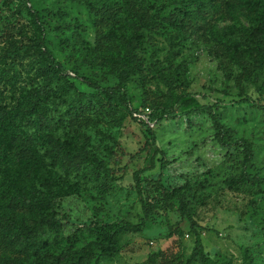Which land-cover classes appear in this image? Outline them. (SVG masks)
<instances>
[{"label": "rangeland", "instance_id": "1", "mask_svg": "<svg viewBox=\"0 0 264 264\" xmlns=\"http://www.w3.org/2000/svg\"><path fill=\"white\" fill-rule=\"evenodd\" d=\"M95 1V0H92ZM122 4V0H117ZM153 14L161 12L162 25L155 31L146 30V36L138 51L144 57V70L133 75L129 87L134 97V107L151 106L154 101L175 103L185 97V110L202 105H214L221 123L233 131L234 140L246 139L254 149V162L264 167V92L247 79L238 78L241 69L229 62L223 64L210 54V48L197 39L181 41L182 35L168 18L184 8V0H148ZM31 5L42 14V23L49 34V48L68 70L97 80L103 85L118 81L119 60L123 59V41L130 36V19L123 12L120 25L99 28L95 16L87 6L73 0H30ZM3 21L0 24V68L8 74H0V90L4 104L19 103V91L23 86L42 85L43 79L30 70V59L19 58V71L11 68L12 58L7 51L30 42L33 38L31 16L23 0H0ZM218 12L212 21L219 26L235 24L251 25L254 17L235 15V19ZM238 26V25H237ZM8 27L10 33L3 29ZM100 30L110 37L114 57L96 60V33ZM111 32V33H110ZM176 52L172 69L181 66L187 69V77L178 74L174 78L175 92L171 96L167 84L157 75L156 69L166 67L171 59L170 51ZM121 52V53H120ZM112 54V53H111ZM108 58V59H107ZM114 62H112V61ZM227 71L230 72L229 75ZM17 75L13 86L8 78ZM264 75L259 79L261 83ZM77 86L94 98L97 91L75 80ZM17 93H16V92ZM250 99V103L241 101ZM54 115L65 107L54 102ZM147 114L152 112L145 109ZM97 126L86 129L91 137V149L108 168L115 170L106 193L100 183L79 175L68 176L55 169L50 181L60 196V207L56 219H63L59 230L49 227L41 235L46 250L54 254L70 245L82 247L96 238L90 228L99 221L130 220L137 224L145 216L139 189L134 174L143 170V175L156 181L161 173L163 154L155 146L145 150L150 134L143 130L140 122L126 107L118 106L113 112L92 113ZM148 120L147 115L143 117ZM184 120V119H183ZM183 120L165 119L152 122L157 135V145L166 153L169 162L164 173V184L169 188L187 186L189 209L195 219L205 228L200 230L205 249L218 264H245L247 258L242 246L247 247L259 264H264V187L231 189L229 177L238 171L237 164L243 154L240 147L223 146L215 138L212 118L204 113L191 124ZM57 124H59L57 122ZM57 134L65 136L66 129L59 125ZM133 154H139L132 158ZM156 154V155H155ZM237 158V159H231ZM154 158V159H153ZM128 165L126 171H120ZM154 166V169H149ZM142 193L153 204L149 222L141 233H128L123 237L119 254L101 264H187L195 247V235L189 222H183L176 209L163 207L154 200L155 186L144 183ZM66 217V218H65ZM184 230V235L177 229Z\"/></svg>", "mask_w": 264, "mask_h": 264}, {"label": "trees", "instance_id": "2", "mask_svg": "<svg viewBox=\"0 0 264 264\" xmlns=\"http://www.w3.org/2000/svg\"><path fill=\"white\" fill-rule=\"evenodd\" d=\"M73 1L85 4L89 13L96 17V25L102 29L122 24L123 12L131 20L129 27L132 33L123 41L124 56L119 60L118 81L113 85H103L91 77L68 70L56 58L48 45L49 34L42 23L43 14L31 5L30 0H23L31 16L34 36L30 42L8 50L7 57L13 59L11 68L16 72L19 71V58L30 59L29 71H35L36 77L42 78L43 83L23 86L19 91L21 99L14 106L4 104L0 90V264H101L104 260L115 258L120 252L123 237L128 233L143 232L149 222L154 206L143 198L144 183L155 186L157 193L154 200L157 204L178 210L182 221L189 222L190 230L195 235V247L187 264H218L219 260L206 251L200 232L201 229L210 232L213 229L201 226L189 209L188 187L169 188L164 184V173L169 162L166 153L157 145V135L151 123L184 119L189 125L193 119L207 113L213 120L217 141L223 146H239L243 154L242 158H238V171L229 177L231 189L264 187V167L254 162L252 143L246 139L234 140L233 131L221 123L216 108L222 107V101L185 110L184 99L191 96L187 93L175 103L154 101L143 109L134 107L129 81L133 75L144 70V57L138 51L144 43L145 31L157 30L164 19L161 12L153 14L150 11L148 0H122V4L117 0ZM184 1V8L168 18V23L182 34L181 41L197 39L206 44L210 54L222 64L227 61L238 66L241 69L238 78L253 82L262 94L264 78L261 83L259 79L264 75V0ZM218 12H224L223 16L232 19L237 18L235 15L253 16L255 22L249 26H219L212 21V16ZM2 21L0 8V24ZM3 32L4 35L10 30L5 27ZM95 44L96 60L104 59L106 55L111 56L109 59L114 57L110 37L106 33L98 30ZM169 55L171 59L168 65L157 68L156 72L167 84L172 96L175 76L182 74L187 77V69L178 66L173 70L172 60L176 52L171 50ZM0 74L6 75L8 72L0 68ZM8 79L14 86L18 77L14 74ZM75 80L96 90L100 97L94 98L91 93L81 90ZM59 101L65 109L56 116L51 104ZM246 102L250 103L251 100L241 101ZM256 105L264 110L261 103ZM118 106L129 109L143 130L150 134L144 149L155 146L156 154H163L161 173L156 181L143 175V170L134 174L145 216L137 224L126 219L99 221L90 228L96 233L95 239L82 247L70 245L54 254L46 250L41 235L47 227L59 230L63 226V219L55 217L60 207V196L50 183L55 178V169L63 170L69 177L83 172L86 177L99 182L102 193H106L116 171L108 168L91 149V137L86 129L97 126L93 112L111 113ZM151 107L152 112L147 114L145 109L151 110ZM146 115L148 120L143 118ZM57 125L66 129L64 137L57 134ZM138 155L131 157L134 159ZM127 169L128 165L119 168L121 172ZM149 169H154V166ZM177 231L182 235L185 233L180 227ZM242 251L247 258L245 264H259L247 247L242 246Z\"/></svg>", "mask_w": 264, "mask_h": 264}, {"label": "built area", "instance_id": "3", "mask_svg": "<svg viewBox=\"0 0 264 264\" xmlns=\"http://www.w3.org/2000/svg\"><path fill=\"white\" fill-rule=\"evenodd\" d=\"M143 117H145V116H143Z\"/></svg>", "mask_w": 264, "mask_h": 264}]
</instances>
